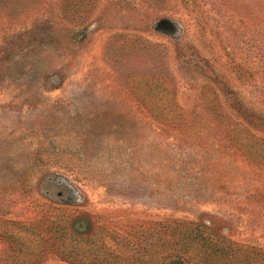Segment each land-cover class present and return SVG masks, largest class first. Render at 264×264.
Returning <instances> with one entry per match:
<instances>
[{"label": "rangeland", "instance_id": "1", "mask_svg": "<svg viewBox=\"0 0 264 264\" xmlns=\"http://www.w3.org/2000/svg\"><path fill=\"white\" fill-rule=\"evenodd\" d=\"M172 220L264 264V0H0V264H154Z\"/></svg>", "mask_w": 264, "mask_h": 264}, {"label": "trees", "instance_id": "2", "mask_svg": "<svg viewBox=\"0 0 264 264\" xmlns=\"http://www.w3.org/2000/svg\"><path fill=\"white\" fill-rule=\"evenodd\" d=\"M166 224L160 232L154 264H238L237 260L257 253L215 235L203 225L181 220Z\"/></svg>", "mask_w": 264, "mask_h": 264}]
</instances>
